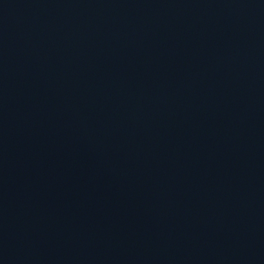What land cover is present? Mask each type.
I'll use <instances>...</instances> for the list:
<instances>
[{
  "label": "water",
  "instance_id": "water-1",
  "mask_svg": "<svg viewBox=\"0 0 264 264\" xmlns=\"http://www.w3.org/2000/svg\"><path fill=\"white\" fill-rule=\"evenodd\" d=\"M0 264H264V0H0Z\"/></svg>",
  "mask_w": 264,
  "mask_h": 264
}]
</instances>
